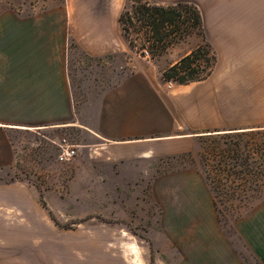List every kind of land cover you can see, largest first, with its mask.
<instances>
[{"label": "rangeland", "instance_id": "rangeland-1", "mask_svg": "<svg viewBox=\"0 0 264 264\" xmlns=\"http://www.w3.org/2000/svg\"><path fill=\"white\" fill-rule=\"evenodd\" d=\"M148 1L165 7L194 3L203 31L185 41L166 38L172 47L155 56L157 38L138 16L130 38L135 48L121 23L120 40L116 31L87 29L96 26L99 12L111 6L123 12L129 0H0V69L14 67L10 61L17 54L34 51L28 32L10 25L37 21L49 7L63 9L71 11L67 22L82 26L66 38L67 53L85 67V77L112 81L131 64H151L163 93L176 98L183 113L192 110L195 119H214L219 130H232L215 135L264 130V0ZM173 18L175 24L182 20ZM102 36L116 42L102 48L78 43ZM199 48L207 79L185 85L164 80L165 71ZM99 49L105 58L93 57ZM15 106L14 89L0 90V119L23 113ZM71 133H13L20 159L0 179V264H264V193L233 206L215 205L216 161L204 153L218 136L206 137L199 151L151 155L112 168L93 166L78 152L62 162L65 150H78L70 142L90 141L80 130Z\"/></svg>", "mask_w": 264, "mask_h": 264}, {"label": "crops", "instance_id": "crops-1", "mask_svg": "<svg viewBox=\"0 0 264 264\" xmlns=\"http://www.w3.org/2000/svg\"><path fill=\"white\" fill-rule=\"evenodd\" d=\"M122 13L119 6H111L98 13L95 27L87 29L113 30L119 39ZM70 14L49 7L37 21L9 26L17 32L27 31L34 51L17 54L10 61L14 67L0 69V90L14 89L15 110L25 112L11 120L0 119V179L20 159L13 137L17 132L47 135L61 131L67 136L73 129L80 130L90 141L70 142L78 149L77 158L85 154L93 166L101 162L114 168L151 155L199 151L204 137L232 131L219 130L214 119H195L192 110L183 113L176 98L163 93L151 64H131L132 68L112 81L85 77V67L67 53L71 45L67 31L82 29L80 24L67 22ZM115 42L103 36L78 40L80 46L101 48ZM95 51L93 57L105 58L102 49Z\"/></svg>", "mask_w": 264, "mask_h": 264}, {"label": "trees", "instance_id": "trees-1", "mask_svg": "<svg viewBox=\"0 0 264 264\" xmlns=\"http://www.w3.org/2000/svg\"><path fill=\"white\" fill-rule=\"evenodd\" d=\"M129 4L120 17V23L131 48H135L134 42L130 40L134 15L139 17L147 33L157 38L152 47L155 56L163 55L172 47L171 43L165 42L166 38L176 35L178 41H185L194 33L203 31L202 13L194 3L182 1L165 7L148 0H129ZM183 13L189 17L183 19ZM173 17L182 20L175 24ZM202 52L203 49L199 48L183 57L164 72V80L185 85L207 79L210 72L200 64ZM215 136H218L214 137L218 141L209 151L205 148L204 153V156L209 155L216 161L211 176L216 193L215 205L227 202L233 206L235 201L243 203L264 193V130L234 131Z\"/></svg>", "mask_w": 264, "mask_h": 264}, {"label": "built area", "instance_id": "built-area-1", "mask_svg": "<svg viewBox=\"0 0 264 264\" xmlns=\"http://www.w3.org/2000/svg\"><path fill=\"white\" fill-rule=\"evenodd\" d=\"M76 155H77V152L75 150L68 148L61 154L60 160L62 162H66V161L73 159Z\"/></svg>", "mask_w": 264, "mask_h": 264}]
</instances>
